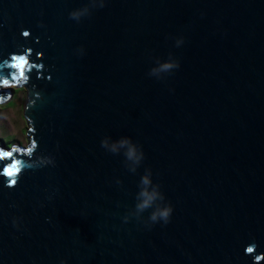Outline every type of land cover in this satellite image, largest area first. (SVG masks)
<instances>
[{"label":"water","instance_id":"water-1","mask_svg":"<svg viewBox=\"0 0 264 264\" xmlns=\"http://www.w3.org/2000/svg\"><path fill=\"white\" fill-rule=\"evenodd\" d=\"M0 80V264H264V0H0Z\"/></svg>","mask_w":264,"mask_h":264},{"label":"rangeland","instance_id":"rangeland-1","mask_svg":"<svg viewBox=\"0 0 264 264\" xmlns=\"http://www.w3.org/2000/svg\"><path fill=\"white\" fill-rule=\"evenodd\" d=\"M2 89L15 90L14 95L4 104H0V139L12 148L14 145L28 147V125L25 120V108L28 102L27 90L14 85Z\"/></svg>","mask_w":264,"mask_h":264},{"label":"clouds","instance_id":"clouds-1","mask_svg":"<svg viewBox=\"0 0 264 264\" xmlns=\"http://www.w3.org/2000/svg\"><path fill=\"white\" fill-rule=\"evenodd\" d=\"M76 15H77L76 13L70 14L71 17H76ZM22 36L27 38L30 36V32L28 30H24L22 32ZM12 60L15 61L13 66L17 69H20L21 73H23V67H21V65H24V63H25L24 57L23 56L17 57L16 55H12ZM173 67L178 69L180 67L179 61H177L175 64L166 66V69L167 68H173ZM21 73H20V75H21ZM21 76H23V75H21ZM0 82H2L5 85L8 84L7 80H0ZM35 147H36V145H33V148L29 149L27 154L30 155L33 152ZM128 155H129V158H131L134 155V150L130 151L128 153ZM10 157H11V153L5 152L3 149H0V160H3L5 158H10ZM19 163H20L19 161L13 160L10 165H5L3 173H0L2 175H5L6 178H10L9 182H7V184H6V186L9 188L15 187L18 184L17 177L19 179V177H20L19 174L22 171L21 167H18ZM145 183H147V181H145ZM153 198L154 197H152V196H148V199H146L144 201V203L139 205V207L145 208V207L149 206V202ZM172 212H173L172 206L167 207V208L159 211V213H153L151 216V220L153 222H156L158 217H159L160 219H162L164 221L165 224H167L170 220ZM13 224L14 225L17 224V221L15 219L13 220Z\"/></svg>","mask_w":264,"mask_h":264},{"label":"snow or ice","instance_id":"snow-or-ice-1","mask_svg":"<svg viewBox=\"0 0 264 264\" xmlns=\"http://www.w3.org/2000/svg\"><path fill=\"white\" fill-rule=\"evenodd\" d=\"M21 67H23V65H21ZM21 75H23V73H21Z\"/></svg>","mask_w":264,"mask_h":264}]
</instances>
